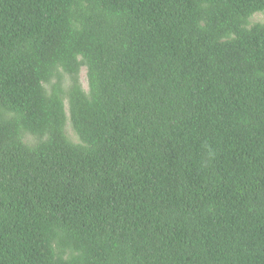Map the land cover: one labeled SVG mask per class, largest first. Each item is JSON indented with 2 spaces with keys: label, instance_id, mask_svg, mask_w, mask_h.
<instances>
[{
  "label": "trees",
  "instance_id": "obj_1",
  "mask_svg": "<svg viewBox=\"0 0 264 264\" xmlns=\"http://www.w3.org/2000/svg\"><path fill=\"white\" fill-rule=\"evenodd\" d=\"M255 13L0 0V264H264Z\"/></svg>",
  "mask_w": 264,
  "mask_h": 264
},
{
  "label": "rangeland",
  "instance_id": "obj_2",
  "mask_svg": "<svg viewBox=\"0 0 264 264\" xmlns=\"http://www.w3.org/2000/svg\"><path fill=\"white\" fill-rule=\"evenodd\" d=\"M263 20H264V17H263V14H261V13H255L250 18V22L251 23L258 22V21H263ZM79 80H80V83H81L83 89L86 90L87 89V79H86V71H85L84 67H82L80 69ZM65 108L67 110V104L66 103H65ZM66 115H67V118H66V123H65V133L72 141H77V138H76L75 134L73 133V131L71 129V126L69 124L68 111H66ZM26 138L28 140H30V136H26Z\"/></svg>",
  "mask_w": 264,
  "mask_h": 264
}]
</instances>
